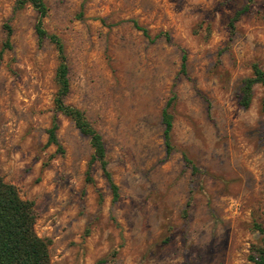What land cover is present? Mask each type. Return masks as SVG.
<instances>
[{
  "label": "rangeland",
  "instance_id": "374dc122",
  "mask_svg": "<svg viewBox=\"0 0 264 264\" xmlns=\"http://www.w3.org/2000/svg\"><path fill=\"white\" fill-rule=\"evenodd\" d=\"M44 2L42 25L69 66L65 101L101 133L119 189L112 201L98 161L85 181L92 148L54 108L58 53L38 41L37 11L0 0V48L12 29L0 58V176L34 201L51 264H251V246H264V87L254 84L247 107L238 97L252 65L264 69V0ZM132 20L170 38L151 40ZM54 113L61 149L47 142Z\"/></svg>",
  "mask_w": 264,
  "mask_h": 264
},
{
  "label": "trees",
  "instance_id": "16d2710c",
  "mask_svg": "<svg viewBox=\"0 0 264 264\" xmlns=\"http://www.w3.org/2000/svg\"><path fill=\"white\" fill-rule=\"evenodd\" d=\"M25 3L31 4V6L38 13V17L34 25L38 41L41 42L45 37H48L55 45L58 53V64L55 70L57 91L54 97V108L56 111H60L65 116L69 117L79 131L89 138L92 152L87 162L85 181L91 183L94 182L92 175L93 163L98 161L102 169V174L109 185L111 199L112 201H115L119 197V189L107 168V161L105 158L106 148L103 137L101 133L91 124L82 109L70 105L65 101V97L70 90L69 66L66 61V55L64 53V46L61 38L54 33L48 34L42 25V18L47 13V5L44 0H17L18 6H23ZM247 8L248 5L245 4L241 8L237 9L233 16L229 19L228 25L231 32L234 30L235 22L247 10ZM132 22L135 27L140 29L142 33L151 40L155 39L159 35H164L166 39L170 38L167 32H160L151 37L147 28L139 25L135 20H132ZM5 28L6 39L3 47L0 48V58L3 48L10 46L9 37L12 29L7 24H5ZM181 51L182 53L178 74L187 75L186 50L182 48ZM256 83H260L264 87V69L254 63L252 65L251 75L245 77L240 86L238 97L239 104L244 107H247L250 104L252 89ZM175 97L176 94L172 90L170 97L161 110V122L163 124L162 135L167 155H169L173 149L170 135L172 120L168 107ZM262 108L264 109V98L262 99ZM58 125L57 116L54 113L51 124L47 129V142L53 143L57 146V149H61V145L56 135ZM183 159L185 164L190 167L192 173H198L201 170L200 167L193 163L186 153H183ZM100 199H102L101 195ZM188 203L189 200H187L186 205H188ZM36 219L37 213L34 201L23 198L13 183L5 181L0 176V264H51L49 251L51 240L48 237L40 236L36 232ZM255 226L264 236V227L259 224H256ZM249 260L251 261V264H264V246H251Z\"/></svg>",
  "mask_w": 264,
  "mask_h": 264
}]
</instances>
